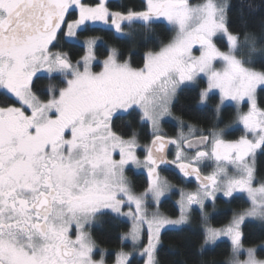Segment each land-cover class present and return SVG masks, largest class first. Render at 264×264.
Listing matches in <instances>:
<instances>
[{"label":"snow or ice","instance_id":"snow-or-ice-1","mask_svg":"<svg viewBox=\"0 0 264 264\" xmlns=\"http://www.w3.org/2000/svg\"><path fill=\"white\" fill-rule=\"evenodd\" d=\"M163 21L174 37L159 50H146L139 65L131 50L126 55L108 45L98 61L96 49L104 38L85 36L100 22L116 38L131 39ZM217 39L226 41V51ZM61 41L82 43L83 55L76 59L58 47ZM94 64L101 70L94 71ZM200 77L207 80L200 103L218 93L220 122L226 101L238 106L237 122L244 128L238 139H225L219 127L189 124L185 132L183 121L176 137L163 133L161 121L171 114L181 86ZM41 79L48 83L41 86ZM258 92H264V0H203L195 6L189 0L115 6L110 0H0V264H105L103 249L94 258L98 246L89 230L112 214L133 222L122 237L131 239L133 251L118 252L115 264H131L137 248L144 264H160L162 230L187 224L192 205L201 210L203 242L197 253H182L187 258L179 264H217L203 257L222 237L231 242L224 264H264L257 247L244 246L243 231L253 220L264 229V180L254 186L264 156ZM242 103L246 112L239 111ZM134 113L151 123L146 145L131 123L127 132L116 128L118 118ZM169 146L175 150L171 160ZM204 160L217 162L210 175H201ZM167 164L200 181L195 192H181L177 219L148 211L149 200L158 204L172 187L158 171ZM129 165L147 170L142 192L126 174ZM229 166L234 175H228ZM238 192L247 193L251 206L224 227L209 226L206 202L218 193L231 198Z\"/></svg>","mask_w":264,"mask_h":264},{"label":"trees","instance_id":"trees-1","mask_svg":"<svg viewBox=\"0 0 264 264\" xmlns=\"http://www.w3.org/2000/svg\"><path fill=\"white\" fill-rule=\"evenodd\" d=\"M128 0H110L114 6L117 4L126 3ZM139 5L141 0H134ZM255 3H260L261 0H254ZM233 4H237L238 0H232ZM233 19L236 18L235 10L232 13ZM95 30H90L85 33V36L95 35L104 38L105 44L97 46L96 54L99 58L106 56V45L116 46L121 48L127 55L129 50L134 54L132 61L134 65L142 63V56L146 50H159L163 44L168 43L174 37L173 29L164 22H157L153 24L150 32L142 30L137 31L136 35L131 39L116 38L109 28L101 26H91ZM84 37V36H82ZM222 48H226L224 43L219 42ZM65 51H70L77 59L83 54L82 45L77 42L65 43L60 42L58 46ZM259 67V64L256 65ZM48 83L47 79H41L39 84L41 86ZM204 82H200L203 86ZM199 87H184L178 94L177 98L172 104V111L175 115L180 117L183 121L195 124L199 128L210 129L213 127H221L230 122L235 116V108L232 105H225L222 108V122L217 119L214 105L218 101L217 95L209 100V104L205 106L199 105ZM2 99V97H0ZM259 105L264 108V92H258ZM116 128L120 132H127L128 125L131 123L132 128L139 134L140 141L149 142L151 134L149 126L146 122L139 119L138 113L131 116H121L116 120ZM164 129L170 135H175L177 127L170 123H163ZM241 133L240 129L233 131V136ZM228 135V134H227ZM231 136L230 134L228 135ZM260 173L259 178L264 180V156L259 157ZM128 177L136 186V191L140 192L147 186V177L143 173L135 172L133 169L126 171ZM163 173L172 183L176 185H184L185 179L179 175L175 170H162ZM188 186H193L192 183H187ZM247 200L242 195H235L230 199L218 197L214 205H208L206 208L211 210L209 216V223L213 226H220L226 224L232 215L246 207ZM160 208L169 214L175 216L178 214V209L174 203V198L169 197L164 199ZM193 222L190 225L180 227V229L169 228L161 233V244L158 248L157 259L160 264H179L181 259L187 258L182 253L195 254L199 251V246L203 242V230L201 227V216L198 210H194L192 216ZM104 223L93 226L91 229V236L99 247L109 250L106 261L111 263L115 258V251L120 248H129V244L124 242L121 234L129 229V223L114 214L103 218ZM244 244L255 245L264 241V229L260 227V222H247L244 227ZM231 253V245L228 241L221 240L208 249L204 255L206 260H215L217 264H224ZM258 255L263 257L264 250H258ZM143 260L138 257L131 259V264H142ZM190 264V262H189Z\"/></svg>","mask_w":264,"mask_h":264},{"label":"rangeland","instance_id":"rangeland-1","mask_svg":"<svg viewBox=\"0 0 264 264\" xmlns=\"http://www.w3.org/2000/svg\"><path fill=\"white\" fill-rule=\"evenodd\" d=\"M189 2L193 5V6H195V5H197V4H199V3H202L203 2V0H189ZM164 23H166L168 26H170L172 29H173V27L170 25V24H168L167 23V21H163ZM92 26H101V27H105V28H108L106 25H103L102 23H100V22H98L97 24H95V25H92ZM173 31H174V29H173ZM174 35H175V31H174ZM83 39H84V37H81V41H83ZM217 46L218 47H220L222 50H227L226 48H222L221 46H220V44H219V42H221V43H224L225 45H226V41L225 40H222V39H217ZM78 44H80V45H82V43H80V42H77ZM108 46H111V45H108ZM197 49H198V46H194V49H193V54L194 55H198L199 54V52L197 51ZM83 55V54H82ZM79 58V57H78ZM77 58V59H78ZM105 58V57H104ZM104 58H99L98 56H97V60L98 61H102ZM217 67H220V65L219 64H217ZM93 70L94 71H100L101 70V67H100V65L99 64H94V66H93ZM201 81H203L204 82V85L203 86H200V82ZM206 85H207V80H206V78H204V77H200V78H198L197 79V82L195 83V84H188L187 86H181V89L182 88H184V87H199L200 86V90L199 91H201L203 88H205L206 87ZM179 92V91H178ZM178 94V93H177ZM217 95V97H218V101L216 102V104L219 102V95H218V93L216 94ZM177 98V96L173 99V101H172V103H171V114L170 115H167V116H165V117H163V119H162V121H161V128H162V130H163V133H165L167 136H169V137H176L179 133H180V131H181V121H183L180 117H178L177 115H175L174 113H173V111H172V104H173V102L175 101V99ZM209 104V101H208V103L206 104V105H208ZM216 104L214 105V109H215V106H216ZM199 105L200 106H205V104H201L200 103V99H199ZM225 105H232L234 108H235V116H234V118L230 121V122H228V123H226V124H224L223 126H221L220 128H223L224 130H225V136H224V138L225 139H227V140H236V139H238L241 135H243L244 134V128H243V125L242 124H240V123H238L237 122V112H238V106L235 104V102H230V101H226L225 102V104L223 105V106H225ZM248 110V106H247V104L246 103H242L241 105H239V111H247ZM164 121H167V122H172L176 127H177V129H176V133H175V135H170V134H168L166 131H165V129H164V126H163V122ZM144 122H146L147 124H148V126H149V131H150V134L152 135V128H151V123L150 122H148V121H144ZM183 124H184V128H183V131H185V132H187V125H189V124H191V125H195V124H192V123H189V122H185V121H183ZM196 126V125H195ZM196 127H198V126H196ZM199 128V127H198ZM236 129H240L241 130V133L239 134V135H237L236 137L235 136H233V131H235ZM230 134L231 136L229 137L228 135ZM150 142V141H149ZM149 142H143V141H140V139H139V143L141 144V145H146V144H148ZM174 147L172 146V149H171V153H170V159H173L174 158ZM138 155L140 156V158L141 159H143V148H141V149H138ZM118 158V157H117ZM199 167H200V169H201V172H202V174L205 176V175H210V174H212L215 170H216V168H217V162L215 161V160H204V161H202L200 164H199ZM133 169L135 172H138V173H143V174H145L146 175V177H147V170L146 169H144V168H137L135 165H129L128 167H127V170L128 169ZM126 170V171H127ZM227 173H228V175H234L235 173H234V169L231 167V166H229L228 167V169H227ZM127 174V173H126ZM159 174H160V176H161V178L162 179H164V180H167L168 181V183L172 186L171 187V189L165 194V196H163L161 199H160V202L158 203V204H156L154 201H151V200H149V209H148V211H149V213H151V212H154V211H159L161 214H163V215H165V216H167V217H169V218H171V219H177V218H179V216H180V214H181V205H180V201H181V192L183 191L184 193H189V192H195L197 189H198V187L200 186V185H193V186H188V185H186V184H184V185H176V184H174V183H172L163 173H161L160 171H159ZM147 179H148V177H147ZM260 180H262V179H260L259 177L257 178V181L254 183V186H259V182H260ZM144 190V189H143ZM142 190V191H143ZM142 191H140V192H142ZM235 195H242V196H244L245 197V199L247 200V202H248V205L246 206V207H244V208H242V209H240V210H238V211H236V212H239V211H241V210H244V209H246V208H249L250 206H251V201L249 200V198H248V195H247V193H235L234 194V196ZM169 197H173L174 198V203H175V205H176V207H177V209H178V214L177 215H175V216H170L169 214H167L166 212H164L161 208H160V204H161V202L164 200V199H166V198H169ZM218 197H222V198H225V199H230L229 197H224L221 193H218L217 194V198ZM232 198V197H231ZM214 203H215V201L213 202V201H211V200H209V201H207L206 202V207L208 206V205H214ZM133 207V209H134V205L132 206ZM194 210H198L199 211V213H200V216H201V227H202V230L204 231V228H205V224H204V221H203V218H202V214H201V210H200V208H199V206L198 205H192L191 206V208L188 210V215H189V222L187 223V224H185V225H182L181 227H183V226H187V225H190L192 222H193V218H192V216H193V212H194ZM124 211H128V208H127V206H125V208H124ZM205 211L208 213V217L210 216V214L212 213V211L211 210H208L207 208H205ZM235 212V213H236ZM234 215V214H233ZM233 215H232V217H233ZM119 218H121V219H123V220H125V221H127L128 223H129V229L127 230V231H125V232H123L122 234H121V236L122 237H124L130 230H131V228H132V219H131V217H127V216H118ZM232 217H231V219H232ZM231 219L226 223V224H224V225H220V226H213V225H211L210 223H209V221H208V225L209 226H212V227H216V228H220V227H224V226H226L230 221H231ZM209 220V219H208ZM253 221H256V222H260V221H258V220H253ZM94 226H96V225H94ZM92 229V228H91ZM91 229L89 230L90 231V233H91ZM166 229H169V228H166ZM166 229H164V230H166ZM164 230H162V231H164ZM146 232H147V226L145 225L144 226V231H143V235H142V242L143 243H145L146 244V242H147V234H146ZM123 239V238H122ZM221 240H225V241H228L229 243H230V245H231V242H230V240L227 238V237H222L220 240H218L217 242H219V241H221ZM123 241L124 242H126V243H128L129 244V248H120V249H118V250H116L115 251V258H114V260H113V262H111V263H109V262H107L106 261V258H107V255H108V253H109V250H107V249H105V248H102V247H99L98 245V247H97V251H96V253L94 254V258L95 259H97V260H99L100 259V256H99V250L100 249H103L104 250V252H105V256H104V259H105V264H115V262H116V254L118 253V252H120L121 250H123V251H125V252H132L133 251V243H132V241H131V239L129 238V239H123ZM261 244H264V241H262V242H260V243H258V244H255V245H245L244 244V246L247 248V247H257L258 248V250H259V245H261ZM231 254V253H230ZM133 257H138V258H140V259H142L143 260V262H142V264H144V259L145 258H143V257H141L140 255H139V249L137 248V250H136V252L134 253V255H133ZM132 257V258H133ZM131 258V259H132ZM229 258V257H228ZM244 258H246V257H244V256H242L241 257V259H244ZM257 258L258 259H264V256L263 257H261V256H259L258 255V251H257Z\"/></svg>","mask_w":264,"mask_h":264},{"label":"water","instance_id":"water-1","mask_svg":"<svg viewBox=\"0 0 264 264\" xmlns=\"http://www.w3.org/2000/svg\"><path fill=\"white\" fill-rule=\"evenodd\" d=\"M169 151V149L167 150ZM169 159V157H168ZM160 168L164 169V170H175L177 171L182 177H184L189 183H193V184H196V185H200V181H198L195 176H184V174L179 170V168L174 165V164H167V165H161ZM202 176H204L202 173H201Z\"/></svg>","mask_w":264,"mask_h":264},{"label":"flooded vegetation","instance_id":"flooded-vegetation-1","mask_svg":"<svg viewBox=\"0 0 264 264\" xmlns=\"http://www.w3.org/2000/svg\"><path fill=\"white\" fill-rule=\"evenodd\" d=\"M164 122H167V121H164ZM164 122H163V123H164ZM170 123H172V122H170ZM172 124H173V123H172ZM165 131H166V130H165ZM171 149H172V146H169V152H170V153H171ZM169 159H170V155H169ZM170 160H171V159H170ZM162 170H164V169H162V168H159V169H158V171H160V172H161ZM187 183H189V182L185 179V183H184V184H187Z\"/></svg>","mask_w":264,"mask_h":264}]
</instances>
